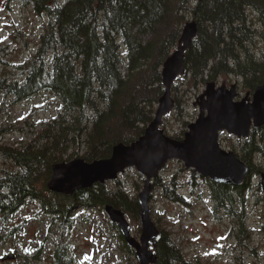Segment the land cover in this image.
I'll list each match as a JSON object with an SVG mask.
<instances>
[{
  "label": "trees",
  "instance_id": "trees-1",
  "mask_svg": "<svg viewBox=\"0 0 264 264\" xmlns=\"http://www.w3.org/2000/svg\"><path fill=\"white\" fill-rule=\"evenodd\" d=\"M20 1L44 19V26L36 53L18 67V78L2 80L0 89L14 102L52 97L57 112L25 148L0 146V155L11 163L0 166V215L5 218L35 201L52 224L71 222L75 209L104 211L106 205L140 224L138 197L119 180L113 188L97 184L71 196L50 192L47 183L53 166L65 162L71 147L85 146L82 158L93 162L110 158L115 145L132 144L144 134L165 90L164 64L191 16L199 30L186 54L187 73L180 78L187 91L236 78L243 89L254 92L264 82V0ZM172 90L181 112L178 88L174 85ZM258 131L262 138L255 144ZM256 133L246 141L250 149L240 156L251 167L243 186L208 180L215 215L231 211L234 196L243 195L241 189L254 172L250 161L264 154V126ZM164 188L171 192L166 199L191 204L176 181ZM158 228L163 234L155 251L158 264H191L175 236ZM53 258L54 264H77L68 243L58 242Z\"/></svg>",
  "mask_w": 264,
  "mask_h": 264
},
{
  "label": "rangeland",
  "instance_id": "rangeland-1",
  "mask_svg": "<svg viewBox=\"0 0 264 264\" xmlns=\"http://www.w3.org/2000/svg\"><path fill=\"white\" fill-rule=\"evenodd\" d=\"M188 20L194 19L191 16ZM43 26L44 19L37 16L29 5L25 6L20 0H0V83L18 78L21 73L18 67L36 53ZM230 80L219 85L226 83L230 87L237 83V101L248 92L252 97L253 92L243 89L238 79ZM184 84L181 79L175 83L178 99L183 105L181 112L175 110L166 116L162 125L168 136L178 137V140H182L189 125L197 121L199 108L194 103L206 88V85H200L198 90L187 91ZM56 112L57 103H53L52 97L42 95L14 102L0 89V146L25 148L53 120ZM255 137V144L260 143L261 131ZM246 141L227 132L220 136L221 147L235 152L239 158L242 150L251 147ZM85 153V146H73L65 155V162L80 159ZM250 162L254 172L247 187L241 189L243 195L234 196L231 211H219L217 215L214 214L216 205L210 179L186 169L183 162L170 161L156 180L151 199L153 220L182 244L191 264H264V194L260 188L264 154L254 156ZM7 165L11 163L0 155V166ZM144 179L131 168L118 180L128 187L131 195L138 197ZM116 181L106 185L113 188ZM173 181L184 188L190 205H180L165 198L166 193L171 192H166L164 186ZM192 188L197 191L192 193ZM0 219L3 220L0 222V230L3 227L0 231V264H54L53 253L58 242L72 246L77 264H139L136 255L125 249L120 230L111 223L105 210L98 207L75 209L71 222L52 224L41 205L31 201L16 214L6 218L0 215ZM130 223L133 236L139 240L141 225ZM243 230L247 232L244 234Z\"/></svg>",
  "mask_w": 264,
  "mask_h": 264
},
{
  "label": "water",
  "instance_id": "water-1",
  "mask_svg": "<svg viewBox=\"0 0 264 264\" xmlns=\"http://www.w3.org/2000/svg\"><path fill=\"white\" fill-rule=\"evenodd\" d=\"M202 1V0H199ZM198 23L187 22L183 28L177 49L166 60L163 71V95L153 121L144 134L132 144L114 146L108 159L87 162L74 159L53 166L47 183L50 192L71 196L78 190L91 189L97 184L116 181L128 169L134 168L144 176V187L138 196L140 205L141 236L137 240L125 212L113 205H106L105 212L116 225L129 247L136 251L139 264H158L155 252L163 234L152 218L151 198L156 180L172 160L184 163L185 168L217 184L243 186L251 173V167L233 151L220 145L221 133L227 132L238 139H248L253 130L264 126V82L237 101L238 84L209 82L205 91L194 103L199 108V117L189 125L182 140L174 139L162 128L165 117L173 112L177 100L173 86L185 76L186 54L198 35ZM260 188L264 193V174ZM12 258V257H11Z\"/></svg>",
  "mask_w": 264,
  "mask_h": 264
},
{
  "label": "flooded vegetation",
  "instance_id": "flooded-vegetation-1",
  "mask_svg": "<svg viewBox=\"0 0 264 264\" xmlns=\"http://www.w3.org/2000/svg\"><path fill=\"white\" fill-rule=\"evenodd\" d=\"M261 128H259V129H256L253 133H256V131L257 130H260ZM238 139V138H237ZM240 140V139H239ZM134 250V249H133ZM134 252H135V255H136V251L134 250Z\"/></svg>",
  "mask_w": 264,
  "mask_h": 264
}]
</instances>
